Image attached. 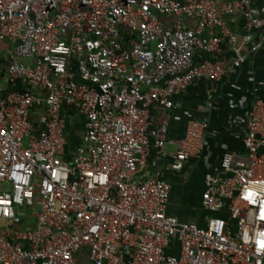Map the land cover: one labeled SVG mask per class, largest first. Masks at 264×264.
I'll return each instance as SVG.
<instances>
[{
  "label": "built area",
  "instance_id": "obj_1",
  "mask_svg": "<svg viewBox=\"0 0 264 264\" xmlns=\"http://www.w3.org/2000/svg\"><path fill=\"white\" fill-rule=\"evenodd\" d=\"M219 1L0 0V264H77L80 249L89 264H264V99L246 155L205 174V226L169 215L170 184L147 171L167 142L154 110L261 46L253 0ZM207 128L189 120L172 157H198Z\"/></svg>",
  "mask_w": 264,
  "mask_h": 264
},
{
  "label": "crops",
  "instance_id": "obj_2",
  "mask_svg": "<svg viewBox=\"0 0 264 264\" xmlns=\"http://www.w3.org/2000/svg\"><path fill=\"white\" fill-rule=\"evenodd\" d=\"M227 1L220 0L218 8ZM250 9L264 17V0L251 1ZM160 18L164 26L174 20L173 17ZM226 22L237 34L236 45L247 48L242 41L244 31L241 18L228 15ZM189 23L193 25L194 20ZM261 36V46L249 51L244 63L232 73L219 80L195 79L184 90L173 95V108L154 110L156 122L167 125V142L163 156L159 157L155 150L152 151L147 171L158 173L170 184L167 213L181 221L206 225L213 213L205 210L201 204L205 174L219 171L216 168L226 153L235 157L246 155L242 139L248 112L256 99H264V30ZM231 56L232 46L224 43L219 58L227 61ZM192 119L208 123L204 148L198 157L178 161L172 157L176 150L175 141L184 136L187 122ZM68 130L75 132L71 126H68ZM76 140L79 142V138ZM260 153L264 154V145ZM76 258L77 264H89L86 249H80Z\"/></svg>",
  "mask_w": 264,
  "mask_h": 264
},
{
  "label": "trees",
  "instance_id": "obj_3",
  "mask_svg": "<svg viewBox=\"0 0 264 264\" xmlns=\"http://www.w3.org/2000/svg\"><path fill=\"white\" fill-rule=\"evenodd\" d=\"M204 58V56L203 57H201V58H198V59H203Z\"/></svg>",
  "mask_w": 264,
  "mask_h": 264
}]
</instances>
